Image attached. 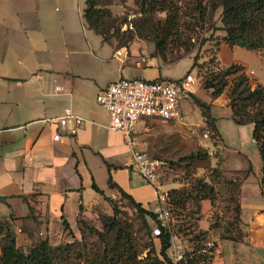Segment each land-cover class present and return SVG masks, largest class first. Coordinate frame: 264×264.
I'll return each mask as SVG.
<instances>
[{
	"label": "crops",
	"instance_id": "obj_1",
	"mask_svg": "<svg viewBox=\"0 0 264 264\" xmlns=\"http://www.w3.org/2000/svg\"><path fill=\"white\" fill-rule=\"evenodd\" d=\"M86 2L0 0V221L8 223L15 234L33 228L36 220H67L73 229L80 206L87 208L101 196L93 189L94 183L105 194L116 196L122 190L148 210L157 207L156 190L129 167L131 150L123 135L109 128V115L96 101L102 90L121 77L182 81L192 74L196 79L181 92L182 122L148 118L139 122L135 134L139 150L146 152L153 122L172 123L170 131L183 141L200 130L206 132L196 98L210 107L220 143L235 160L232 170L246 171L237 162L253 164L243 141L249 125H236L231 119L227 90L213 97L204 88L191 55L165 60L153 41L140 38L127 46L105 42L86 24ZM217 56L224 68L243 66L253 88L264 86V50L221 42ZM205 61L202 57L197 63ZM67 113L84 120L75 136L69 134L71 122L63 128L54 121ZM57 135L60 140L54 139ZM250 140L255 145L252 130ZM165 174L162 169L164 191L181 186L165 181ZM110 176L118 188H110ZM261 179L262 165L252 167L242 179L241 239L222 240L221 228L210 231L217 207L209 200L202 202L199 226L218 244L212 264H264ZM30 208L33 218H28Z\"/></svg>",
	"mask_w": 264,
	"mask_h": 264
},
{
	"label": "trees",
	"instance_id": "obj_2",
	"mask_svg": "<svg viewBox=\"0 0 264 264\" xmlns=\"http://www.w3.org/2000/svg\"><path fill=\"white\" fill-rule=\"evenodd\" d=\"M127 1V0H121ZM140 8V12L145 17H152L158 13H165V20L152 28L153 38L134 32H127L126 43L117 42L121 46H127L134 39L140 38L151 40L155 43L156 52L164 58L166 45L169 39L181 37L179 34V24L182 19V6L180 2H186L189 12L186 14L190 19L204 20L207 13L205 0H135ZM212 11L222 9V30L224 36L218 40L216 53L211 62L198 64L194 62V67H198L201 72V80L206 90H210L213 97H218L228 90L229 107L231 109V119L236 125H252V138L258 149L262 161L261 192L264 197V86L258 84L252 87L251 80L246 75L244 67L241 65H231L222 67L217 56L218 46L225 42L230 46H240L250 51L264 50V0H211L209 2ZM84 18L87 26L96 34L101 35L105 42H112L113 36L110 33L114 19L109 10L100 5V0H87ZM136 34V35H134ZM165 59V58H164ZM195 102L201 107L207 123V130L213 137L220 138L219 132L214 124V119L210 114V107L195 98ZM206 130V131H207ZM110 169V166L107 165ZM252 171L250 168L242 179ZM227 185L235 188L236 195L230 194V200L235 204V221L241 222V208L239 204L240 189L242 180H229ZM110 188H118L109 177ZM93 189L105 196L96 184ZM120 190V189H119ZM120 193L128 198L140 216L149 217L160 230V234L154 238L159 241L160 249L157 252L152 244L146 257L141 258V253L136 247L135 240L129 229L123 223L115 222L111 225L110 233L112 237L106 241L105 247L95 250L89 256L82 257L77 264H212L215 252L218 248L216 242L210 239V232L202 230L199 222L202 217V202L209 200L215 206L217 190L213 183L202 178H194L190 182L182 184L177 189L167 192V206L174 223L162 225L158 214L148 210L142 204L136 202L132 197L120 190ZM80 206V213L83 211ZM215 212H213L212 217ZM33 210L30 208L28 218H33ZM210 220V231L222 229L221 239L235 240L226 228L220 227L217 222ZM82 226L86 223L80 221ZM150 227L148 222H145ZM66 229H70L67 220L63 221ZM71 231V229H70ZM0 264H73V260H67L65 254L71 252L73 246L52 247L47 239L41 240L36 245L23 251L19 248L15 233L8 223L0 221ZM179 237L187 244L186 250L180 261L175 263L169 256L174 236ZM210 244V246H208Z\"/></svg>",
	"mask_w": 264,
	"mask_h": 264
},
{
	"label": "rangeland",
	"instance_id": "obj_3",
	"mask_svg": "<svg viewBox=\"0 0 264 264\" xmlns=\"http://www.w3.org/2000/svg\"><path fill=\"white\" fill-rule=\"evenodd\" d=\"M210 1L205 0L208 7L203 21L187 17L186 14L189 12L187 1L180 2L183 16L178 29L181 37L168 40L164 53L165 60L173 61L191 55L196 62H199L202 57L207 58L206 62H211L216 53L217 42L225 33L221 29L222 9L212 11ZM100 5L111 13L114 23L110 33L114 38L113 41L120 43L127 42L123 35L127 32H141L146 37L153 38L152 28H156V25L162 23L166 17L165 13L155 14L150 18L145 17L135 0H100ZM201 75V72H198L197 78L200 79ZM226 90L228 92L229 88ZM150 126V136L146 140L148 143L144 145L145 150L153 158L164 162L165 181L185 185L194 178H202L213 183L219 195L214 206L217 210L212 217V222H217L220 227L229 230L235 240L241 239L242 226L240 222L235 221V204L229 199L230 194L236 195V191L226 182L240 181L243 172H247L252 167L257 169L259 165H262L258 149L250 140L251 125L247 126V134L243 136V141H247L246 147L253 164L246 166L244 161L237 162L242 167H247L243 172L232 170L236 166L235 160L232 153L224 149L220 143L221 138L218 139V136L214 138L210 135L209 138H204L205 130H200L197 134L193 133L190 140L183 141L178 133L170 131L172 123L153 122ZM226 158L229 159L228 162H225ZM83 208V211L79 212L77 222H72L71 231L66 229L63 222L36 220L33 222V228L27 227L26 234H15L19 248L27 251L44 239H47L52 247L71 245L73 246L70 249L71 252L65 254V257L67 260H73V264H77L82 257L89 256L93 251H101L106 241L113 238L109 231L111 225L119 222L131 232L141 258L146 257L150 244L159 252L160 244L154 238L156 226L152 223L153 221L149 217L140 216L132 202L121 193L116 196L110 194L98 196L91 205ZM156 210L157 208L151 211L157 213ZM168 217L166 225L175 222L170 212ZM80 221L85 222L86 225L82 226ZM145 222H148L150 227H147ZM186 247L185 241L176 235L173 237L172 247L168 253L175 263L182 259Z\"/></svg>",
	"mask_w": 264,
	"mask_h": 264
},
{
	"label": "built area",
	"instance_id": "obj_4",
	"mask_svg": "<svg viewBox=\"0 0 264 264\" xmlns=\"http://www.w3.org/2000/svg\"><path fill=\"white\" fill-rule=\"evenodd\" d=\"M196 83L192 74L182 81L144 80L140 78L121 77L109 84L96 97L97 103L102 106L110 118L109 128L120 132L126 145L131 150L129 167L138 173L141 178L151 184L157 194V214L162 225L166 226L169 209L167 206V191L162 189L161 171L164 162L151 157L138 149L135 134L142 119H159L163 121L182 122L183 114L180 108L182 90H187ZM61 127L65 128L71 122L69 134L75 136L84 120L71 113L55 119ZM210 132L204 133L209 138ZM55 140H60L57 135ZM159 235L160 230L156 229ZM210 246V244H208Z\"/></svg>",
	"mask_w": 264,
	"mask_h": 264
}]
</instances>
